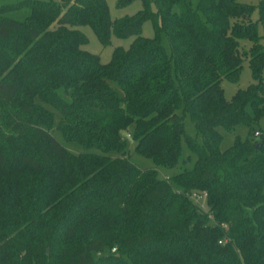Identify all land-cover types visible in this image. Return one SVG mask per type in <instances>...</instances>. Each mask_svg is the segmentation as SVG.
<instances>
[{
  "label": "trees",
  "instance_id": "16d2710c",
  "mask_svg": "<svg viewBox=\"0 0 264 264\" xmlns=\"http://www.w3.org/2000/svg\"><path fill=\"white\" fill-rule=\"evenodd\" d=\"M134 1L116 20L106 0L0 2V264H264V0L118 6ZM82 26L103 46L135 39L102 64ZM244 61L253 82L227 100ZM49 108L81 153L55 139ZM238 126L247 138L221 150L219 129ZM125 135L156 168H175L182 143L194 164L162 179Z\"/></svg>",
  "mask_w": 264,
  "mask_h": 264
},
{
  "label": "rangeland",
  "instance_id": "374dc122",
  "mask_svg": "<svg viewBox=\"0 0 264 264\" xmlns=\"http://www.w3.org/2000/svg\"><path fill=\"white\" fill-rule=\"evenodd\" d=\"M2 1H12V0H0ZM108 11L111 20H116L119 18H123L125 16H132L139 12L142 9V4L140 1H134L130 4L124 6H118L119 0H106ZM253 4L257 3V0H249ZM258 13L255 9L252 14V20L257 21ZM87 38L86 45L82 46L81 48L93 55L99 57V60L102 64H106L110 61L113 51L116 48L128 49L129 46L134 41L135 37H131L128 39H120L117 38L113 33H110L109 37V44L107 46H103L100 41L95 36L94 32L89 26H82L78 28ZM259 32L263 36L261 43L264 46V34L262 31L261 26H259ZM155 35L153 26L150 22L144 23L141 28V36L145 38H153ZM160 43L163 46L167 55H170V45L166 34H160ZM241 47L248 48L250 43L247 41L240 42ZM251 78V71L248 66V62L244 61L242 64V70L237 82H228L223 80L221 82V88L223 89L224 96L227 100L231 99V97L238 91L247 88L252 83ZM51 113L53 114V124L51 127V131L55 139L60 142L69 152L73 154H79L82 152V148L75 143L66 142L62 136V134L58 130V124L60 122V115L59 113L54 110L53 108H49ZM259 127L264 131V117L259 122ZM185 130L188 135L191 137H195L196 131L193 124L190 122L188 118L185 120ZM220 133L223 135V141L221 143V150H226L232 146L233 140L235 136H239L242 140H245L248 135V129L244 126L236 127L234 132L226 133L223 129H219ZM132 133V130H130ZM127 135V134H126ZM125 135V142L126 148L130 155V160L134 163L137 167L141 169H156L157 174L162 179H167L166 177L170 178L177 174L182 167V163L185 161L184 167L191 168L194 164V158L190 154L189 149L185 144L182 143L181 145V159L179 164L173 169H165V168H156L151 160L146 159L135 152V141L132 138H126ZM188 157H190V161H188ZM199 207L206 211L207 207L205 205V201L202 203L195 202Z\"/></svg>",
  "mask_w": 264,
  "mask_h": 264
},
{
  "label": "built area",
  "instance_id": "2783aa9c",
  "mask_svg": "<svg viewBox=\"0 0 264 264\" xmlns=\"http://www.w3.org/2000/svg\"><path fill=\"white\" fill-rule=\"evenodd\" d=\"M254 136H255V137H261V136L264 137V133L261 134V133L258 131V132H255V133H254ZM206 196H207L206 193H199V194L196 193V194L191 195V199H192L193 201L197 202V203H202V202L205 201Z\"/></svg>",
  "mask_w": 264,
  "mask_h": 264
}]
</instances>
